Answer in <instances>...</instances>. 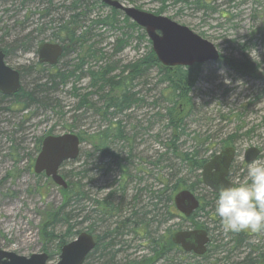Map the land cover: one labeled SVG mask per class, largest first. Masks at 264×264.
Masks as SVG:
<instances>
[{
  "label": "rangeland",
  "instance_id": "1",
  "mask_svg": "<svg viewBox=\"0 0 264 264\" xmlns=\"http://www.w3.org/2000/svg\"><path fill=\"white\" fill-rule=\"evenodd\" d=\"M75 1L79 9L75 12L81 15L78 18L80 25L88 33L84 51H95V56L100 59L95 60V56L84 58L80 71L75 74L79 80L70 79L46 92L45 96L51 100L53 107L51 110L40 109L36 105H27L22 109L23 104H13V99L0 100V250L22 257L43 253L47 240L40 228L42 217L46 212L60 208L63 196L49 180L33 174L36 148L39 149L41 139L49 133L59 136L84 131L85 143L79 148L81 156L76 162L64 167V171L78 174L73 181L77 180L79 186L83 187L85 196L81 203L75 202L73 198L70 208L65 210L70 211L71 225L81 222L73 231L86 232L92 229L94 235L100 236L104 229L111 230L114 226L119 228L118 224L130 217L134 221L147 212V219H153L156 213L152 208L155 193L165 185L171 188L181 180L184 184L181 187L193 185L194 195L208 204L204 212H208L209 216L200 214L196 222L204 223L209 230H213L210 232L213 253H208L210 258L200 264H212L224 255L231 262L242 264L252 249L256 255H264V232L245 231L251 236L239 246L241 248L232 250L233 235L225 231L215 214L216 199L202 185L195 183L200 172L190 174L187 163L175 158L167 149L171 131L166 126L165 114L172 107V98L168 83L163 80L165 73H161L158 67H150L141 78L132 82L128 91L137 103L116 115L115 120L109 123L120 122L124 137L109 144L108 150L114 157H92L97 152L92 149L91 137L107 126L105 122L108 117L103 119L93 112L74 113L77 99L72 96V89H76L79 95L91 92L88 99L99 108V96H106L108 90L105 88L98 92L96 87L91 88L87 72H98L99 67L108 64L115 67L109 77H128L129 70L121 74L123 67L144 59L151 50L143 30L138 27L131 29L128 25L132 22H125L122 13L111 15L110 9L95 3L96 0H51L50 4L48 0H0V45L14 47L15 41L23 40L28 32L41 25L45 27L42 35L33 34L38 44L28 53L21 52L22 46L14 48L17 50L8 58L7 65L22 71L26 69L27 79L23 77L27 90L47 83L49 73L72 70L81 65V51H75L61 58L49 71L45 68L38 74L30 71L37 63L36 47L53 40L51 29L57 26V22L74 14L70 8ZM114 1L124 7L167 18L215 47L220 60L202 64L191 73L190 79L194 80L189 94L192 107L185 119V136L180 137L175 145L179 155L191 153L194 147L199 146L192 142L191 136L202 139L208 137L209 142L204 147L208 146L210 151H204L203 147H199L198 151L195 149L198 160H207L211 152L217 154L220 151V140L234 135L236 155L230 169V182L233 185L242 182L248 167L243 162L246 149H259L261 153L257 160L264 161V0H204V7L195 5L196 0ZM45 11L49 15L40 19ZM106 19V24L100 22ZM50 21L53 23L50 24ZM121 40L122 44L119 42ZM229 59L249 61L256 67L255 73L246 77L234 73L224 63ZM222 69L231 83L224 82L225 76L220 74ZM128 85L131 84L128 82ZM82 172H86L84 176ZM105 200H109L117 210L115 216L107 220L108 216L100 219L93 213L94 205ZM158 219L154 221H161L162 224H150L151 233L155 231L161 234L168 227L172 230L188 228L186 223L175 219L165 222L162 216ZM63 231V227L56 226L54 233L59 235ZM138 233L139 230L136 236L122 238L131 245L124 255L129 254L133 258L132 247L135 246L138 247L136 256L145 254ZM131 237L135 242H130ZM230 240L232 242L228 243ZM224 243L227 245L221 250ZM55 244H48L50 252L54 250ZM216 249L224 253L215 252ZM57 261L58 256L55 255L47 264ZM192 262L185 261L183 264Z\"/></svg>",
  "mask_w": 264,
  "mask_h": 264
},
{
  "label": "trees",
  "instance_id": "2",
  "mask_svg": "<svg viewBox=\"0 0 264 264\" xmlns=\"http://www.w3.org/2000/svg\"><path fill=\"white\" fill-rule=\"evenodd\" d=\"M181 2L183 0H173V2ZM51 0H48V3L50 4ZM95 3H99L97 1H94ZM100 4V3H99ZM195 5H198L200 7H204L206 4L204 0H196L194 3ZM101 5V4H100ZM77 7V1H75L72 4V7L70 10L74 12L72 16H69L68 19L61 20L56 23V27H53L51 29L53 37V40H51L52 43H58L63 47V58L65 55H67L70 52L75 51H81L82 59H80L81 65H77L72 70H65V71H56L53 73H49L47 77V83L44 85H35L33 84L32 89H25L26 83L24 81V77L27 79L26 75V69L23 71L21 69H18L20 73V80H21V90L18 94H16L13 97V104L16 105H22V109H25L27 105H36L37 107H40V109H52L51 106V100L46 98V92H49V89H53L57 87V85H63L68 82L70 79L79 80V77L75 76L76 72L80 71V68L82 64L84 63V58H90L94 57L97 52L86 50L84 51V44H86L88 41L87 38V30H83L84 28L80 25V21L78 20L79 17H81L80 13L78 12ZM111 15H115L116 11L110 9ZM71 12V11H70ZM72 12V13H73ZM45 17L40 15V19L46 18V15L48 16V12L45 11L44 13ZM109 19V18H108ZM108 19L100 21L102 24H106L108 22ZM125 22H128L126 18H124ZM53 23V21H50V24ZM44 25H41L40 27L34 29L33 31L28 32L23 40L15 41V46H8V45H0V51L4 55V61L5 64L8 62V58L11 57V54L14 49L18 46L20 48L21 46V52L28 53L30 52L35 45L38 44L36 37H33V34L42 35L45 32ZM131 29L136 28L134 24L128 25ZM114 29V25H113ZM25 42V43H23ZM121 44L123 41H119ZM44 43V42H43ZM119 44V45H121ZM24 47V48H23ZM90 48V47H89ZM95 60L100 59L95 56ZM227 64L229 69L233 71L234 73L246 77L249 76L250 73H255V66L252 65L249 61L243 59L241 61L236 60H225L224 62ZM155 66L158 67L161 73H165L164 75V82L168 83V89L171 91V100L170 103L172 107L168 108L166 110L165 118L167 121V128L171 131L170 136V144L167 146V149L173 154V156L177 159H179L181 162H185L188 165V171L190 174H193L194 172H198L201 170L202 165L207 160H198L196 155L199 147H203L204 151L208 152L210 151V148L204 147V145H207L209 142L208 137H204L203 139L198 136H191L192 142L199 145L197 148H193V151L191 153H184L179 155L177 146L175 143L178 142L180 137L185 136V119L190 113V109L192 107L191 99L189 97L190 91L193 87L194 80L190 79L191 73L194 70H197L199 68V65H195L191 68H174V69H167L163 68L159 65L157 62L154 54L151 50L148 51V54L144 57V59L140 60L137 63H134L132 65H125L121 71V74H123L124 70L130 71V76L125 78H118V76L114 75L112 77H109L111 73L115 70V67L113 65H105L102 67H99L98 72H87V76L90 79L89 86L91 88L96 87L97 91L100 92L107 88L108 92L106 96H99L100 99V107L96 108L95 105H93L89 101V97L92 95L91 92L85 93L83 95L77 94L76 89H72V96L77 99L76 106L74 107L73 111L74 113L83 111L85 112H93L95 115L98 114L103 119L107 118V126L95 134L93 137H91L90 142L92 143V149L95 152H110L108 151L109 144L111 141L114 140H122L124 139L121 131V125L120 122H114L109 124L112 120H115L114 117L116 115L122 114L126 109L130 108V106L136 104V100L133 98L132 95L129 94V86L128 85V78L129 80H134L135 78H140L141 71L144 74V72L149 69L150 67ZM48 71L53 69L49 68L47 66L40 65L38 63H35L33 68L30 69V71L35 73L43 72L45 69ZM24 76V77H23ZM253 77L255 75L253 74ZM119 79V80H116ZM163 82V83H164ZM115 93V94H114ZM0 100L4 101L5 97L0 96ZM56 105V103H54ZM180 107V109H179ZM112 110V112H110ZM75 119V116L72 117ZM52 135L51 133L47 134V136ZM236 139L234 135H228L223 140L219 141L218 146H225V145H232L235 144ZM195 146V145H194ZM197 149V151L195 150ZM38 148H36V152L38 153ZM211 156L214 155V153L209 154ZM81 155H79L80 157ZM78 157V158H79ZM77 161V160H76ZM75 161V162H76ZM71 164V163H68ZM63 165L60 170V174L63 177V179L67 182V189L61 190L60 193L63 196V204L58 208L57 210H50L49 212H46V214L42 217V223L40 224L41 231L43 233V236L45 237L46 245L43 246L42 252L47 253L48 261L52 259L53 256L57 255L59 253V250L62 246L67 244V240L70 238L77 236L80 232L73 231L75 226L81 224L79 222L75 225H71V217H70V211L65 212L66 208H70V202L74 198L75 202L81 203L84 201L85 196L83 193L82 186H79L78 181L73 179L77 178L78 174H74L73 172H66L64 171ZM86 172H82V176L85 175ZM73 183H72V182ZM196 184H200V178L196 179ZM183 186V182L179 180L175 185H173L171 188H168L167 185H165L161 191L158 190L154 198L155 203L152 205V208L155 209L156 213L153 214V219L147 220L148 213H144L141 215V217L137 218V220L132 221L131 217L129 219H126L118 224L119 228L117 226H114L111 230L109 228L104 229L102 234L100 236L94 235L92 232V229H88L86 232L93 236L95 239V248L94 250L87 256L84 264H183L185 261H194L193 264H200L202 261L208 260L210 257L207 254L209 250L206 252V254L202 257H195L191 254H185L181 251V249L171 242V236L173 233L180 231L181 229L178 228L176 230H172L169 227L165 228L161 234H157L155 231L154 233H151L149 231L150 224L153 225L154 222L158 224H162V222L154 221L156 218L159 221V217H163V222L169 221L172 219L178 220L181 223H186L188 225L187 229H201L204 231H208V227L204 223H198L196 222V219L200 216V214H203L205 216H209L208 212H204L207 203L204 202L201 198H198L200 201L199 208L188 218L183 219L173 208L172 205V198L173 195L181 190H188L192 193H194V186ZM169 192V193H168ZM168 193V194H167ZM212 197L213 195L209 193ZM216 198V197H215ZM163 202L165 203V207L162 205ZM162 205V207H161ZM164 209V211H163ZM163 211L159 214V212ZM117 210L112 206V203L109 200L103 201V203L94 205L93 213L96 214L100 219L104 216H108L107 219L112 218L115 216V213ZM106 212V213H105ZM162 214V215H161ZM56 226H61L64 228V233L56 235L54 233V230ZM137 230H139L138 233V240H140L141 246L143 248V251H145V254L136 256L135 251L138 247H132V250L134 251L133 258H131L132 255H124L125 251L129 248H131V245L129 244V241L127 239L122 240L124 237L128 236H136ZM234 236V246L232 248H235L237 245L242 244L247 240L248 236H251V234H247L245 231L240 233H232ZM238 235H240L239 239H235ZM232 238V240H233ZM50 241V242H49ZM56 242L54 250L50 252V247L48 246L49 243ZM130 242H135V239L131 237ZM227 243H224V245L221 246V248L225 247ZM125 245V249L120 250L118 247H122ZM222 248V249H223ZM254 249H252L253 251ZM223 252V251H222ZM123 253V254H122ZM253 252H250L247 254L244 258V264H253L252 259L253 258ZM257 263L254 264H264V256L259 254L257 255ZM122 259V260H121ZM223 259H215L212 264H221ZM260 262V263H259Z\"/></svg>",
  "mask_w": 264,
  "mask_h": 264
},
{
  "label": "water",
  "instance_id": "3",
  "mask_svg": "<svg viewBox=\"0 0 264 264\" xmlns=\"http://www.w3.org/2000/svg\"><path fill=\"white\" fill-rule=\"evenodd\" d=\"M97 1L121 12L125 18L142 29L151 44V50L157 62L164 68H190L194 65L216 63L219 60V53L215 47L186 27L177 25L162 16L124 7L114 0ZM61 55L62 49L57 44L45 43L36 49L37 61L42 65L55 66ZM20 88L19 73L5 65L4 55L0 51V95L11 97L17 94ZM78 153L79 140L73 134L44 137L34 160L33 174L43 175L56 187L66 190V182L58 171L64 163L75 161ZM258 155L259 151L256 148L246 149L243 153L244 163L249 165L256 161ZM233 158L234 150L226 148L201 167V184L216 196L220 186H232L227 178ZM172 205L182 217L189 218L199 207V201L190 191L182 190L173 196ZM171 242L184 253L201 257L206 252L209 238L204 230L188 229L175 232L171 236ZM94 247L93 237L86 232H81L74 240L61 247L55 264H83ZM0 264H47V256L33 254L22 257L0 250Z\"/></svg>",
  "mask_w": 264,
  "mask_h": 264
},
{
  "label": "clouds",
  "instance_id": "4",
  "mask_svg": "<svg viewBox=\"0 0 264 264\" xmlns=\"http://www.w3.org/2000/svg\"><path fill=\"white\" fill-rule=\"evenodd\" d=\"M220 74L231 83L223 69ZM246 173L242 182L219 187L215 214L226 232H264V161L251 162Z\"/></svg>",
  "mask_w": 264,
  "mask_h": 264
},
{
  "label": "flooded vegetation",
  "instance_id": "5",
  "mask_svg": "<svg viewBox=\"0 0 264 264\" xmlns=\"http://www.w3.org/2000/svg\"><path fill=\"white\" fill-rule=\"evenodd\" d=\"M62 47V46H61ZM62 49H63V47H62ZM16 71L18 70V69H15ZM18 73H19V71H17ZM19 81H20V85H21V80H20V73H19ZM22 86V85H21ZM15 95H13V96H11V97H5V100H9V99H13V97H14ZM66 134H73V133H66ZM63 135V134H62ZM77 138H78V140H79V148H80V146L81 145H83L85 142H84V140H83V138H84V131H77V133L76 134H74ZM226 148H232L233 150H234V158H235V155H236V148H235V144H232V145H225V146H222L221 147V149H220V151L221 150H223V149H226ZM258 151H259V155H258V157L260 156V150L259 149H257ZM80 153H81V151H80V149H79V153H78V157H79V155H80ZM215 155V154H214ZM213 155V156H214ZM213 156H211V157H209L207 160H210ZM257 157V158H258ZM234 158H233V160H232V162H231V165H230V167H229V175H228V178H227V180L230 182V176H231V171H230V169H231V166H232V164H233V161H234ZM257 160V159H256ZM243 162H244V158H243ZM245 164V163H244ZM246 165V164H245ZM231 183V182H230ZM231 185L233 186V184L231 183ZM83 188V187H82ZM213 196H212V198H214V199H217V197L218 196H216L215 194H213V193H211ZM216 197V198H215ZM200 202V201H199ZM183 218V217H182ZM183 219H185V218H183ZM188 219V218H187ZM214 239V238H213ZM211 242H212V238H209V242H208V244H207V246H206V252L209 250V255H211L212 253H213V249L211 248ZM178 247V246H177ZM182 251V250H181ZM183 252V251H182ZM206 252H205V254H206ZM184 253V252H183ZM207 253V254H208ZM185 254H187V253H185ZM204 254V255H205ZM192 255V254H191ZM203 255V256H204ZM194 256V255H193ZM202 257V256H201Z\"/></svg>",
  "mask_w": 264,
  "mask_h": 264
},
{
  "label": "bare ground",
  "instance_id": "6",
  "mask_svg": "<svg viewBox=\"0 0 264 264\" xmlns=\"http://www.w3.org/2000/svg\"><path fill=\"white\" fill-rule=\"evenodd\" d=\"M141 76H140V78L143 76V73H142V71H141V74H140ZM135 79H139V77L138 78H135ZM134 79V80H135ZM134 80H129V78H128V81H129V83L131 84ZM109 151V150H108ZM93 155H96V156H98V157H114V155H112V152L110 151V152H103V153H101V152H98L97 154H92V157H93ZM147 220H149V219H147ZM208 231H206V233H207V236H208V238H212V234H210V232H212L213 230L211 229V230H209V229H207ZM234 237V236H233ZM214 238V237H213ZM240 238V235H238L235 239H239ZM233 240H234V238H233ZM232 242V240H230V241H228V243H231ZM227 245V244H226ZM225 245V246H226ZM235 245V244H234ZM233 245V246H234ZM241 245V244H240ZM240 245H237L235 248H232V250H234V249H236V248H241V247H239ZM123 247H125V245H123L122 246V248ZM223 248V247H222ZM243 248V247H242ZM221 250H223V249H221ZM219 251V250H215V252H222V251ZM250 252H253L254 253V250L253 251H250ZM249 252V253H250ZM224 253V252H223ZM226 253V252H225ZM257 255H259V254H257ZM257 255L254 253L253 254V258H251L252 259V263L254 264V263H257ZM262 255V254H261ZM264 256V255H263ZM223 258H226L225 260H223V262L221 263V264H235L234 262H231V260H230V258H228V257H225V255L223 256ZM222 258V259H223ZM244 260H245V258L243 259V262H242V264H244Z\"/></svg>",
  "mask_w": 264,
  "mask_h": 264
}]
</instances>
